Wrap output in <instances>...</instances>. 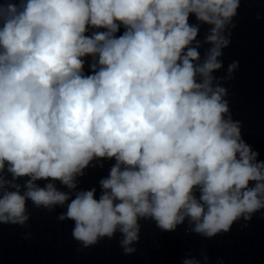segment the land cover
Listing matches in <instances>:
<instances>
[{
    "label": "clouds",
    "instance_id": "9594fccd",
    "mask_svg": "<svg viewBox=\"0 0 264 264\" xmlns=\"http://www.w3.org/2000/svg\"><path fill=\"white\" fill-rule=\"evenodd\" d=\"M240 4L0 0V224L24 225L28 201L66 205L59 219L75 222L84 248L120 232L132 253L141 219L168 232L187 220L211 238L262 212L264 161L212 75ZM201 25L211 26L202 61ZM104 159L115 163L99 198L95 188L73 198L77 177Z\"/></svg>",
    "mask_w": 264,
    "mask_h": 264
}]
</instances>
